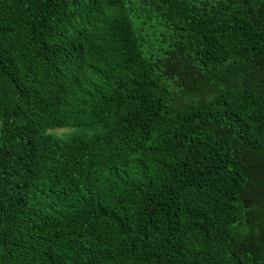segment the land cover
<instances>
[{"label":"trees","instance_id":"trees-1","mask_svg":"<svg viewBox=\"0 0 264 264\" xmlns=\"http://www.w3.org/2000/svg\"><path fill=\"white\" fill-rule=\"evenodd\" d=\"M0 122V264H264V0H0Z\"/></svg>","mask_w":264,"mask_h":264},{"label":"rangeland","instance_id":"rangeland-1","mask_svg":"<svg viewBox=\"0 0 264 264\" xmlns=\"http://www.w3.org/2000/svg\"><path fill=\"white\" fill-rule=\"evenodd\" d=\"M1 124V122H0ZM66 129H59L58 132H62V131H65Z\"/></svg>","mask_w":264,"mask_h":264}]
</instances>
